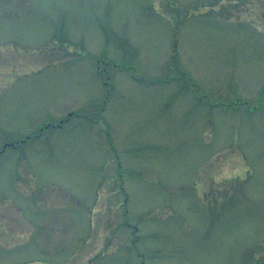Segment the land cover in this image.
Listing matches in <instances>:
<instances>
[{
	"label": "rangeland",
	"instance_id": "rangeland-1",
	"mask_svg": "<svg viewBox=\"0 0 264 264\" xmlns=\"http://www.w3.org/2000/svg\"><path fill=\"white\" fill-rule=\"evenodd\" d=\"M17 143L0 264H264V0H0Z\"/></svg>",
	"mask_w": 264,
	"mask_h": 264
}]
</instances>
